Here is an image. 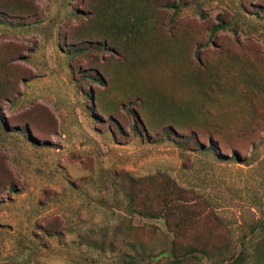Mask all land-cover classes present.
I'll use <instances>...</instances> for the list:
<instances>
[{"label":"rangeland","instance_id":"1","mask_svg":"<svg viewBox=\"0 0 264 264\" xmlns=\"http://www.w3.org/2000/svg\"><path fill=\"white\" fill-rule=\"evenodd\" d=\"M176 258L264 264V0H0V264Z\"/></svg>","mask_w":264,"mask_h":264},{"label":"crops","instance_id":"2","mask_svg":"<svg viewBox=\"0 0 264 264\" xmlns=\"http://www.w3.org/2000/svg\"><path fill=\"white\" fill-rule=\"evenodd\" d=\"M30 70H31V75L21 84V90H20V93L16 96V100H18V103H22L23 99L27 97L25 102H27V99H28V101L31 100L37 103H41L44 106H46L51 112L56 113V105L54 101L50 99L53 96V94L43 95L41 93L39 94L37 93L35 95H31V94L28 95V92H30V89L32 86L35 87L37 83H39L41 80L46 78V74L44 71H42L40 66H34ZM24 103L23 105H25Z\"/></svg>","mask_w":264,"mask_h":264},{"label":"trees","instance_id":"3","mask_svg":"<svg viewBox=\"0 0 264 264\" xmlns=\"http://www.w3.org/2000/svg\"><path fill=\"white\" fill-rule=\"evenodd\" d=\"M3 92H5V91L3 90ZM44 107H46V106H44ZM46 108H47V107H46ZM47 109H48V108H47ZM48 110H49V109H48ZM31 114H33V113H31ZM27 124H28V125H26V126L31 127V126H29V125H30L29 122H28ZM235 259H236V260H235L236 262H238V261H239V262H242V259H241L240 257H239V258H238V257H235ZM240 259H241V260H240ZM179 262H180V261H179L177 258L171 260V264H178Z\"/></svg>","mask_w":264,"mask_h":264}]
</instances>
